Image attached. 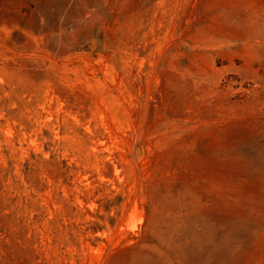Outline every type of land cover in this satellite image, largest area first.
Segmentation results:
<instances>
[{"label": "rangeland", "instance_id": "rangeland-1", "mask_svg": "<svg viewBox=\"0 0 264 264\" xmlns=\"http://www.w3.org/2000/svg\"><path fill=\"white\" fill-rule=\"evenodd\" d=\"M0 264H264V0H0Z\"/></svg>", "mask_w": 264, "mask_h": 264}]
</instances>
